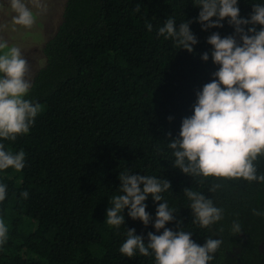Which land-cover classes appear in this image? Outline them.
<instances>
[{"label":"trees","instance_id":"16d2710c","mask_svg":"<svg viewBox=\"0 0 264 264\" xmlns=\"http://www.w3.org/2000/svg\"><path fill=\"white\" fill-rule=\"evenodd\" d=\"M197 3L67 0L62 24L43 48L46 63L24 97L42 111L27 134L15 141L0 138L6 151L25 153L21 171L0 170L7 192L0 219L8 227L0 264H156L154 253L137 251L129 259L119 249L129 229L145 243L149 232L162 234L153 226L162 201L151 195L145 201L152 218L147 226L127 208L123 225L107 224L113 197L123 194L119 175L126 170L171 183L161 193L175 212L165 227L192 233L201 246L220 239L210 264H264V182L186 175L174 167L175 150L168 146L179 137L182 120L193 115L197 92L219 68L208 37L235 35L228 18L221 28L202 30ZM254 4L264 0H238L240 16L249 18ZM169 17L177 28L191 22L198 41L192 53L158 35ZM205 52L208 61L201 58ZM254 164L257 175L264 174V156ZM185 188L211 199L222 218L207 228L193 222ZM236 223L241 233L233 231Z\"/></svg>","mask_w":264,"mask_h":264},{"label":"clouds","instance_id":"9594fccd","mask_svg":"<svg viewBox=\"0 0 264 264\" xmlns=\"http://www.w3.org/2000/svg\"><path fill=\"white\" fill-rule=\"evenodd\" d=\"M10 3L16 13L13 22L32 28L35 17L24 0H10ZM196 6L201 9L198 22L202 30L221 28V21L228 18L235 35L221 38L219 33H213L207 39L212 46V61L219 68L213 73L212 81L197 92L193 115L182 120L179 137L168 145L175 150L174 167L189 176L264 182V174L258 176L254 164L259 156H264V5L254 4L249 18L240 16L238 0H198ZM190 23L181 22L177 28L174 19L169 17L158 35L172 38L181 49L192 53L198 41L190 30ZM257 25L261 26L259 30ZM245 26L248 27L245 29ZM146 28L151 31L152 25L146 24ZM5 47L6 44L0 43V50ZM201 58L208 61L209 53L205 52ZM28 71L29 63L21 49L12 47L0 54V138L15 141L18 135L27 134L42 111L39 103L24 98L31 88L26 79ZM24 161L23 150L14 155L0 143V170L21 171ZM119 180L118 191L123 194L113 197L114 206L106 213L107 224L117 228L123 225L122 212L127 208L133 220L139 219L147 226L152 218L146 211L145 201L151 195L154 202L162 201L156 209L153 226L157 232L163 229L159 235L149 232L147 243L143 236L135 234V229L127 230V239L119 249L121 254L131 259L137 251L143 256L154 253L156 264H210L220 248V239L208 238L201 246L191 239L192 233L181 229L174 232L165 227L174 220L175 213L161 195L171 189L167 179L133 175L126 170L120 173ZM183 192L192 201L193 222L198 221L207 228L222 218V209L215 207L204 194L190 188ZM6 195V185L0 184V202ZM21 196L26 199L28 192H22ZM233 231L241 233L238 223L233 225ZM7 233L8 227L0 219V246L7 241Z\"/></svg>","mask_w":264,"mask_h":264},{"label":"rangeland","instance_id":"374dc122","mask_svg":"<svg viewBox=\"0 0 264 264\" xmlns=\"http://www.w3.org/2000/svg\"><path fill=\"white\" fill-rule=\"evenodd\" d=\"M24 2L35 17L32 28L16 25L13 22L16 13L11 8L10 0H0V43L7 46L0 50V54L9 51L12 47L21 49L23 57L29 63L26 79L32 84L34 76L46 63L43 48L55 37L62 24L67 0H24Z\"/></svg>","mask_w":264,"mask_h":264}]
</instances>
